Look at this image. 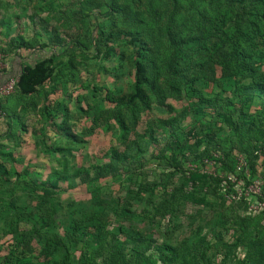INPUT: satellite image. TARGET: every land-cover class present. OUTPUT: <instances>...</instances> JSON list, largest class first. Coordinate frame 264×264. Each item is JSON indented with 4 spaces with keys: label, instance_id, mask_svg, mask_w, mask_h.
<instances>
[{
    "label": "rangeland",
    "instance_id": "rangeland-1",
    "mask_svg": "<svg viewBox=\"0 0 264 264\" xmlns=\"http://www.w3.org/2000/svg\"><path fill=\"white\" fill-rule=\"evenodd\" d=\"M218 5L225 10L216 12ZM109 6L116 12L95 29L93 42L91 12ZM175 8L171 0H0V49L16 38L33 46L48 43L38 57L55 46L61 50L51 64L53 81L36 94L15 91L2 101L12 128L0 136V264L34 230L42 239L62 234L63 254L78 262L96 244L92 234L67 232L72 218L94 206L110 215L108 231L121 234L127 254L137 240L147 244L148 254L165 243L188 244L212 264H264V112L248 87L264 83V51L247 39L251 20L264 25V0H179L173 30L198 36L200 44L186 45L173 62L177 72L168 63L174 48L165 35ZM127 31H139L141 43L153 50L148 74L158 77L162 96L147 92L148 104L132 99L137 56L131 37L121 34ZM94 43L98 55L81 59L80 48ZM237 47L253 53L252 73L226 71V53ZM119 118L127 126L124 134ZM165 122L174 131L163 130ZM204 151L212 157H200ZM172 152L183 168L221 180L192 185L171 165ZM114 154L121 156L116 172L107 169L116 165ZM57 177L62 190L47 197L42 182Z\"/></svg>",
    "mask_w": 264,
    "mask_h": 264
},
{
    "label": "trees",
    "instance_id": "trees-1",
    "mask_svg": "<svg viewBox=\"0 0 264 264\" xmlns=\"http://www.w3.org/2000/svg\"><path fill=\"white\" fill-rule=\"evenodd\" d=\"M107 0H105L106 2ZM175 5V10L171 13L169 18V24L166 27L165 35L167 33L171 45L174 48V53L168 63H171V69L177 72L176 66L173 65V62L176 61L179 56L185 50L186 45L191 43L200 44V38L198 36L191 37H182L176 34L173 30V23L176 21V12L178 7L179 0H171ZM218 2V0H211V2ZM232 2H243L244 0H230ZM221 8L225 10L224 6L218 5L214 9L219 11ZM213 9V10H214ZM116 10L109 6V9L106 11L94 10L91 12L90 19L93 22L95 28L92 30V41L96 42V28L99 27L100 23L104 22L106 19L114 16ZM127 15V14H125ZM200 16L203 15V12L199 13ZM264 18V10L260 15V18ZM260 19L250 21L251 29L247 34V39L252 43L259 44L261 50L264 51V25L259 22ZM13 23V22H12ZM10 32L11 22L8 23ZM164 27V29H165ZM127 33V34H126ZM122 32L123 36H129L130 43L135 46L137 59L135 61L136 73H137V82L135 86V93L132 96L133 100H141L144 103L148 104L150 96L147 92H151L155 97L162 96V90L157 91L159 86L157 80L158 77L155 75L152 77L148 74V68L150 67V62H147V57L150 58V54L153 53V50L141 43V38H139L138 32ZM231 36H228L227 41H231ZM9 49H0L4 53L3 60L8 58L6 67L0 68V87L5 84L9 79L14 77H19L18 85L16 91H19L23 95H33L40 91L41 87L47 85L54 78L55 68L51 66L56 56L61 53L59 47H54L50 55L45 57H38V52L40 50H45L49 48L48 43H42L39 46L28 45L26 42H19L16 38H12ZM93 44V47L89 50L80 48V57L83 60H89L98 55V48ZM240 47V44H239ZM228 59L223 60L224 67L226 71L235 70V73H252L254 67L250 65L253 58V53L248 49L235 48L230 52L226 53ZM152 59V58H150ZM178 62V60H177ZM153 67H156L155 64ZM170 88L175 89V85L171 82H168ZM257 97L260 99L262 112H264V83L262 82H252L249 86ZM161 90V91H160ZM194 91V83H193ZM164 106H168L163 101ZM3 107V103H2ZM196 113H200L197 110ZM264 114V113H263ZM227 121H232L238 125L233 117H230L226 114H223ZM252 125L255 124L251 120ZM117 124L123 130V134L127 130V126L121 118L117 119ZM12 128V122L10 121L9 116L4 115L0 117V136L4 137L5 135L10 134ZM161 128L163 130L171 129L174 131L172 123L165 122L161 123ZM151 129H154L152 127ZM238 130V128H237ZM150 134V145H154L157 142V137L155 134ZM171 149H174L170 146ZM200 154V153H198ZM112 162L116 165H108V170L113 172L118 171L117 165L120 162V155L114 154ZM197 155V154H196ZM200 157H212L206 151L202 152ZM164 157V156H163ZM179 154L172 152L171 154V165L178 171L187 174L188 180L192 185H198L199 183H204L206 179H217L221 180L218 177H214L212 174L203 172L199 169H185L179 161ZM165 158V157H164ZM99 172H95L96 176H99ZM42 185H45V195L47 197L58 194L62 190V180L61 177L55 179H46L42 182ZM59 191V192H58ZM99 202H104V199ZM87 212V214L85 213ZM83 214L79 217L72 218V224L70 230H68V236H77L80 233L83 235L92 234V238L96 244L92 248L90 253H82L78 262L72 261L66 253L63 254V249L66 248L67 242L65 237L59 232L54 231L49 236H45L42 239V234L37 230L32 233L25 234L24 238L19 242H15L11 248V252L7 255L6 261L7 264H212V258L207 256L203 251H197L188 244L173 246L171 244L165 243L162 246L158 247V252L155 254H148V247H143L141 242L133 240L135 246L132 248L130 254L125 253L126 244L121 242V234L117 232L108 231L107 220L110 215H108L105 210H99L92 207L89 210H85ZM89 218V219H88ZM87 219V223L84 221ZM86 224V225H85ZM85 229L88 231L84 232ZM128 233H124L122 239L125 241L128 239ZM37 237H39V244L36 247H32V242ZM83 237V236H82ZM124 241V242H125ZM143 243H145L143 241ZM62 250V251H61ZM61 251V252H60ZM35 252H38V260L35 261Z\"/></svg>",
    "mask_w": 264,
    "mask_h": 264
},
{
    "label": "built area",
    "instance_id": "built-area-1",
    "mask_svg": "<svg viewBox=\"0 0 264 264\" xmlns=\"http://www.w3.org/2000/svg\"><path fill=\"white\" fill-rule=\"evenodd\" d=\"M18 81H19V77L17 76L9 79V81H7L5 84H3L0 87V117L5 115L4 109L2 107V101L4 98L8 97L9 95H11L13 92L16 91ZM253 188H255V185L252 187V190H254ZM261 196H264V192L262 190H261ZM259 208L264 209V200L259 205Z\"/></svg>",
    "mask_w": 264,
    "mask_h": 264
},
{
    "label": "crops",
    "instance_id": "crops-1",
    "mask_svg": "<svg viewBox=\"0 0 264 264\" xmlns=\"http://www.w3.org/2000/svg\"><path fill=\"white\" fill-rule=\"evenodd\" d=\"M3 57H4V53L2 54L1 59H3ZM7 60H8V58L6 59V56H5V61L7 62ZM4 67H6V63H5V66ZM4 67H1V68H4Z\"/></svg>",
    "mask_w": 264,
    "mask_h": 264
}]
</instances>
